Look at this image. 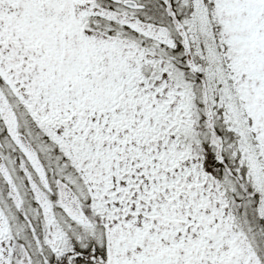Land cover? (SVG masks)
Listing matches in <instances>:
<instances>
[{
  "label": "snow or ice",
  "instance_id": "1",
  "mask_svg": "<svg viewBox=\"0 0 264 264\" xmlns=\"http://www.w3.org/2000/svg\"><path fill=\"white\" fill-rule=\"evenodd\" d=\"M0 264H264V0H0Z\"/></svg>",
  "mask_w": 264,
  "mask_h": 264
}]
</instances>
